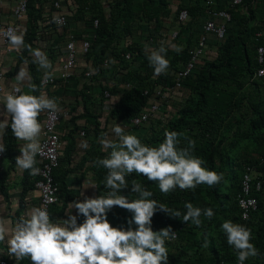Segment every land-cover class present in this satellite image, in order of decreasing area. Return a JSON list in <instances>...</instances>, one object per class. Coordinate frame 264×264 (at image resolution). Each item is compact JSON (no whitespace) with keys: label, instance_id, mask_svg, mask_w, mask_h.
<instances>
[{"label":"trees","instance_id":"16d2710c","mask_svg":"<svg viewBox=\"0 0 264 264\" xmlns=\"http://www.w3.org/2000/svg\"><path fill=\"white\" fill-rule=\"evenodd\" d=\"M55 2L61 3L59 10L54 8ZM178 2L109 0L104 4L102 0H31L24 17L14 23L18 32L24 33V45L46 53L47 60L53 63L59 58L56 53L64 61L62 52L72 32L69 23L64 27L56 24L58 14L70 17L73 22L84 18L85 21L86 18H97L99 22L88 51L82 53L78 49L70 78L79 87V90H72L74 95L71 102L82 110V118L88 116L86 125L79 130L78 126H74V120L63 122V119L57 127L63 154L59 158L58 168L53 171L57 196V202L49 209L53 221L57 218L67 219L69 211L71 215H76L74 208L70 210V204L89 197V190L81 185L87 169L90 168L94 182L92 188L96 190L93 197L106 191V170L94 166L97 158L107 155L102 150L100 140L107 136L115 141L117 138L112 131L115 124L124 128L131 118L143 114L153 103V91L158 85L172 86L178 68L189 58L188 52L204 35L203 22L208 12L204 0ZM44 3H48V6ZM218 5L216 1L215 6ZM105 6L109 9L107 14ZM182 9L187 10L189 20L177 25V16ZM225 9L230 15L225 37L218 39L209 34L206 38L205 54L209 62L182 82L183 87L177 89L168 100V107L165 106L146 123L125 130L126 134H134L142 143L151 146L163 141L166 129L183 133L179 147H186L189 139L194 140L193 155L205 161L203 167L223 174L221 182L212 187L201 184L195 189L182 191L177 188L168 194L161 193L156 182L148 181L143 176L133 173L127 177L129 189L122 190L121 194L130 201L136 198V194L130 191L131 181L135 179L153 193L151 199L171 209L184 212V204L190 202L196 207H211L214 210L215 215L211 220L201 216L200 228L191 221L183 223L182 216L171 218L160 211L154 214L151 222L153 231L170 226L176 232V239L166 242L168 264L236 262V253L227 244L221 230L225 220L245 225L252 231L251 243L258 249L259 255L249 258L245 264H264V76H256L259 68L257 48H264V36H256L261 31L264 33V0H240L239 5H228ZM175 29H178L180 37L171 40L170 34ZM183 31L187 40L184 48L179 49ZM43 42L45 44L41 45ZM161 46L166 50L165 58L170 66L165 74L156 76L147 56L149 50ZM55 49L57 51L54 52ZM16 50L14 71L6 72V75L14 76L20 65L27 64L31 83L38 89L31 94L38 96L42 74L34 62L35 57L28 47ZM126 54H130V59H125ZM104 58L108 59L110 67H116L118 71L106 73L102 67ZM88 70L94 74L90 83L83 77ZM51 77L54 84L62 82L60 72ZM92 90L100 91V94L97 96ZM105 90L111 93L109 99L103 97ZM69 91V88L65 90ZM145 92L147 95H144ZM105 105L108 108H104ZM81 131L84 132L83 136H80ZM79 136L83 138V144L78 142ZM14 141L9 127L3 133L2 142L6 147L3 157L5 160L7 157L10 164H15ZM73 160L76 161L74 167ZM62 162L64 166H61ZM246 167L255 168L260 173L262 189L260 192L252 191L251 196L256 198L257 207L243 221L236 198ZM75 170L81 182L79 185H69L67 179L74 175ZM4 176H0V193L6 199L9 194ZM37 179L36 175L31 183L26 182L24 190H29ZM130 218L131 213L119 207H113L107 213L109 223L117 228L127 229ZM82 222L83 217L79 216L78 223ZM132 227L135 228V225ZM205 236L210 240L208 248L202 247ZM18 264H30V260L24 258Z\"/></svg>","mask_w":264,"mask_h":264},{"label":"clouds","instance_id":"9594fccd","mask_svg":"<svg viewBox=\"0 0 264 264\" xmlns=\"http://www.w3.org/2000/svg\"><path fill=\"white\" fill-rule=\"evenodd\" d=\"M3 35L16 49L28 47L40 68L52 67L46 53L24 45L23 32L9 28ZM165 54L163 46L149 50L147 59L156 76L165 74L170 66ZM51 75L46 71L45 79H50ZM16 79L19 84H27L29 91L16 86L13 89L15 94L9 93L4 98L3 106L11 123L9 125L7 119L0 121V153L6 151L2 137L10 127L13 136L24 142L19 147L20 155L15 158L16 166L36 176L41 172L36 166V157L43 151L40 144L42 126L38 117L47 111L55 118L61 109L56 98H49L43 92L38 96L31 94L38 89L31 83L26 66H21ZM112 131L117 139L103 137L100 144L107 155L94 161V166L106 170V191L95 197H85L82 202L73 201L70 210L74 208L77 214L71 215L69 211L67 219L53 221L43 205L31 207L12 227L0 218V242L7 244L8 255L17 261L28 258L30 264H168L166 242L174 241L176 232L170 226L153 231L151 222L154 214L160 211L171 218L182 216L183 223L191 221L197 228L202 226L201 216L212 219L215 213L211 207L200 208L186 202L185 211L181 212L151 199L153 193L135 179L131 181L130 191L136 194V198L130 201L121 194L122 190L129 189L127 177L133 173L156 182L163 194L177 188L183 191L195 189L201 184L212 187L220 183L223 174L203 167L205 161L193 155L194 140L189 139L186 147H179L183 133L166 129L163 141L151 146L142 143L134 134H126L118 124ZM48 200L54 202V197L49 196ZM113 207L131 213L127 229L113 227L109 223L107 213ZM79 216L83 217L82 223H78ZM221 230L227 244L236 253L237 264H245L249 258L259 255L258 249L251 243L253 236L250 228L225 220ZM209 246L210 240L205 236L202 247Z\"/></svg>","mask_w":264,"mask_h":264},{"label":"built area","instance_id":"2783aa9c","mask_svg":"<svg viewBox=\"0 0 264 264\" xmlns=\"http://www.w3.org/2000/svg\"><path fill=\"white\" fill-rule=\"evenodd\" d=\"M31 0H17L15 5L12 8L11 16L14 20L13 23L20 21L27 10L28 3ZM217 0H204V5L208 8L207 18L203 22V31L204 35L201 36L196 46L191 49L188 53L189 58L183 68L178 70L173 78L172 86L168 85L166 87L158 85L154 88V99L153 103L149 105L146 111L139 115L138 117L131 118L127 124L123 127L124 129H133L138 127L141 124L146 123L149 119L154 118V115L158 112H161L165 106H167L168 100L172 97L177 89H181L182 82L188 78L202 63L203 55L206 50V38L209 34H213L218 39H223L226 35L227 24L230 21V15L225 8L216 7ZM228 5L236 6L240 4V0H227ZM54 8L59 10L61 8V3L55 2ZM189 20V14L187 10L182 9L179 11L176 24L183 25ZM55 22L58 26L64 27L68 23V17L62 14H58ZM92 25L94 29L98 27V20H93ZM17 29L14 24H2L0 23V38L3 41L7 53H12L10 42L3 35V33L9 29ZM258 36V35H257ZM178 29H175L170 34V39H178ZM91 37H86L78 40V37L73 33H69V37L66 43V47L63 51L64 61L62 64V69L60 71V79L62 82H67L73 76V69L76 65L77 60V51L78 49L82 53H86L89 49ZM79 42V45H78ZM71 45V47H69ZM125 59H130V54L125 55ZM257 63L259 68L257 69L256 76H264V48L259 46L257 48ZM102 67L107 71L110 68L107 58H104ZM93 71H85L83 77L87 80V83H90L93 77ZM1 77V74H0ZM54 84V78L50 79H41L40 85L47 87ZM11 88L9 93H13ZM8 93V94H9ZM144 95H147L146 92ZM104 99H109L111 93L107 90L103 92ZM168 107V106H167ZM104 108H108L107 105ZM169 109V108H168ZM68 112H58L55 115V118L50 116L48 112H45L44 122L41 131L40 144L42 146V154L38 155L36 158L39 160V168L41 172L37 175V180L34 183V188L37 193V206L41 205L47 207L48 212L50 207L57 202L56 196V186L53 182V171L58 168L60 161V151H61V142L59 134L57 132V127L61 120L68 118ZM84 132H80V136H83ZM3 153H0V174L4 171L2 159ZM260 173L257 172L255 168L246 167L240 184V193L238 194L236 200L238 207L240 209L241 218L246 220L249 218L250 214L256 210L257 201L256 198L251 196L252 191L260 192L262 189V181L259 178ZM54 197V202H49L48 197ZM0 264H7L5 261H0ZM237 264V262L235 263Z\"/></svg>","mask_w":264,"mask_h":264},{"label":"crops","instance_id":"0c3cea01","mask_svg":"<svg viewBox=\"0 0 264 264\" xmlns=\"http://www.w3.org/2000/svg\"><path fill=\"white\" fill-rule=\"evenodd\" d=\"M17 0H0V23L2 24H14V20L11 16V12H12V8L15 5V2ZM104 4H106V1L108 2L109 0H102ZM173 1H177L178 0H173ZM188 0H185V2H187ZM218 1V7L219 8H226L228 6L227 0H217ZM45 5L48 6V3H44ZM104 11L106 12V14L109 12V9L107 6L104 7ZM86 14H90L89 12H87ZM92 15V13H91ZM207 18V15H206ZM48 20V19H47ZM93 20H98L96 19H87L85 21L84 19H78L75 22L72 21V19L69 17L68 18V23L69 26L72 28V32L75 36H81L82 38H86V37H93V35L95 34V30L93 25H92V21ZM67 23V24H68ZM99 23V22H98ZM255 24H258L255 22ZM144 30V29H141ZM140 32V31H139ZM137 35H139V33L136 32ZM143 33L140 35L142 36ZM258 35V36H257ZM257 37L260 36H264L263 31L259 32L256 34ZM180 37V36H179ZM178 37V38H179ZM136 39V38H135ZM80 40V39H78ZM187 40L186 37V33L185 31H183V34L181 36V40L180 43L181 45L179 46V49H183ZM45 42V41H44ZM42 43L41 45L45 44ZM79 44V42H78ZM11 46V44H10ZM196 46V45H195ZM195 46H193L191 49H193ZM208 47V46H207ZM12 53H7L6 51V47L3 43V41L0 38V121H3L5 119L8 120L9 123H11L10 118L7 116V113L4 109L3 106V102H4V98L6 97V95L10 92L11 88L16 87V86H20L22 88L23 91L28 92L29 89L27 87V84H19V82L16 79L17 73L19 72L21 66H26L27 70H28V66L27 64H23L20 65L19 68L16 70L14 76L9 77L6 75V72H11L14 71L13 66L15 65V54L17 52L16 48L12 47ZM190 49V50H191ZM208 50V49H207ZM57 51L56 49L54 50V52ZM189 53V52H188ZM57 54V58L56 61H54L53 63L51 62V60H49L51 62L52 67L50 69H42L39 67V65H37V67L39 68V73L42 74V78H45V72H50L51 74H57L61 71L62 69V62H63V58L61 56H59V53ZM63 54V52H62ZM61 62V63H60ZM187 62V61H186ZM209 62V58L206 56L205 52L203 55V61L202 63L198 66V68L193 72V73H197L200 69L201 66H203V64ZM186 64V63H185ZM184 64V65H185ZM184 65H182L181 67L178 68L181 69L184 67ZM118 71V69L116 67H110L106 73L111 74V72L113 71ZM29 72V70H28ZM39 74V75H40ZM74 79V77H73ZM69 88V92H65L66 89ZM40 93H46L47 96L49 98H56L57 102L59 104V107L61 109L60 112H64L67 111L68 112V118L64 119L63 122H66L68 120H74L73 124L75 127L78 126L79 130L83 129L86 125V116L85 118H82V110H80L79 108L75 107V104H73L71 102V100L73 99V93L72 90L74 89H78V84L76 83L75 80H68L67 82H61L60 84H52L49 85L47 87H43L40 85ZM93 94L95 95H99L100 91L97 90H92ZM46 112V111H45ZM45 112H42L40 114V123L41 126H43V122H44V115ZM66 124V123H65ZM63 124V125H65ZM68 125H70V122H68ZM40 139H41V135H40ZM79 139V143L83 142V138L82 137H78ZM23 141H19L15 138L14 141V146H13V150L15 152V158L17 156L20 155L19 152V147L23 144ZM62 151L60 153V156H62ZM75 155V154H74ZM8 158L6 157V160L3 157L2 163H3V168L4 171H2V173L0 174V176L5 174V183L8 185V197L5 199L4 194L0 193V218H3L6 222H8V226L12 227L14 226L15 222L22 217L25 212L27 210H29L31 207L36 206L37 205V193L36 190L34 188V182H32V188L30 187L29 190H24L25 183L27 182L28 184L31 183V180H33V178L35 176L30 175L29 170H22L20 168H18L16 166V164H10L8 163ZM37 159V158H36ZM38 164L39 165V160L37 159ZM76 164V161L73 160V165L72 167H74ZM64 166V163L62 162V165ZM90 169V168H89ZM87 169L84 174H86L85 176V180H83L82 182L80 181V179H78L77 177H80L78 174V171L75 170L73 172L74 175H71L68 179H67V183L69 185H79L78 183L81 182V185H83V187H86L87 190H89V197H93L94 196V192L96 191L95 189H93V185L94 182L92 180V176H91V172L90 170ZM77 172V173H76ZM95 190V191H94ZM84 193V190H83ZM88 197V196H85ZM0 259H3L7 262V264H18L20 261H17L15 259V257L8 255L7 252V244L0 242Z\"/></svg>","mask_w":264,"mask_h":264}]
</instances>
